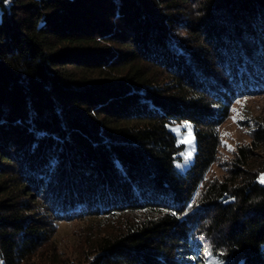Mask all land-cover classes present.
I'll list each match as a JSON object with an SVG mask.
<instances>
[{
	"label": "trees",
	"instance_id": "1",
	"mask_svg": "<svg viewBox=\"0 0 264 264\" xmlns=\"http://www.w3.org/2000/svg\"><path fill=\"white\" fill-rule=\"evenodd\" d=\"M263 91L264 0H0V264H57L88 218L111 230L82 264H264V127L207 178Z\"/></svg>",
	"mask_w": 264,
	"mask_h": 264
},
{
	"label": "rangeland",
	"instance_id": "2",
	"mask_svg": "<svg viewBox=\"0 0 264 264\" xmlns=\"http://www.w3.org/2000/svg\"><path fill=\"white\" fill-rule=\"evenodd\" d=\"M258 125L264 127V91L236 99L232 104L229 117L218 127L220 136L218 160L209 171L208 179L223 177L226 174L237 148L251 142L253 130ZM171 130L176 134L179 142L185 145L183 160L178 165L181 171H185L193 163L196 154V140L192 127L189 123H181L174 124ZM259 153L257 161L261 163L264 161V151ZM261 174H264V171ZM96 225L98 220L93 218L61 222L43 253L48 254L51 250L53 253L56 252L59 258L57 264H82L91 255L90 248L98 237L111 230V227L98 228ZM201 260L202 264L216 262L215 256L209 253L202 255Z\"/></svg>",
	"mask_w": 264,
	"mask_h": 264
},
{
	"label": "snow or ice",
	"instance_id": "3",
	"mask_svg": "<svg viewBox=\"0 0 264 264\" xmlns=\"http://www.w3.org/2000/svg\"><path fill=\"white\" fill-rule=\"evenodd\" d=\"M236 117H233V119H235ZM225 135H227V133L225 134ZM229 147H231V146H229ZM260 182L261 183H264V174H261V176H260Z\"/></svg>",
	"mask_w": 264,
	"mask_h": 264
}]
</instances>
